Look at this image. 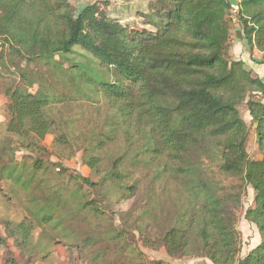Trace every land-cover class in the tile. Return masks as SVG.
Here are the masks:
<instances>
[{"label": "trees", "instance_id": "obj_1", "mask_svg": "<svg viewBox=\"0 0 264 264\" xmlns=\"http://www.w3.org/2000/svg\"><path fill=\"white\" fill-rule=\"evenodd\" d=\"M142 2L133 13L140 21L131 23L110 14L107 0L79 11L69 0H0V41L26 64H52L74 94L84 85L103 97L111 115L82 155L83 163L100 175L98 186L134 192L136 184L124 183L126 167L141 163L154 171L152 182L163 177L179 181L184 204L169 215L168 228L153 239L144 237L146 246L163 247L169 256L205 257L212 264H264V80L245 61L230 56L234 6L230 0ZM236 9L243 42L261 52L264 64V0H237ZM34 72L23 77L26 87H6L9 118L3 125L26 139V148L45 151L40 144L51 132L57 133L56 142H70L68 123L50 114L49 98L61 101L63 94L53 90L50 95L52 84ZM243 104L254 126L258 159L246 149L249 127L239 111ZM115 141L124 149L109 155L110 168L100 170L102 156L95 151ZM204 157L238 182L229 189L218 187L206 175ZM39 164L36 160L33 166ZM0 172L16 182L21 177L4 166ZM248 185L253 206L246 218L257 227L260 242L239 256L236 220ZM155 202L149 201L154 221ZM89 210L99 213L96 206ZM51 214L41 220H50ZM17 227L28 235L25 223Z\"/></svg>", "mask_w": 264, "mask_h": 264}, {"label": "rangeland", "instance_id": "obj_2", "mask_svg": "<svg viewBox=\"0 0 264 264\" xmlns=\"http://www.w3.org/2000/svg\"><path fill=\"white\" fill-rule=\"evenodd\" d=\"M69 1L79 11L88 3L104 0ZM230 1L235 19L230 29V56L245 61L253 75L259 76L252 67L261 63V56L243 42L242 26L235 11L237 0ZM107 2L105 9L120 20L140 21L133 13L136 6L142 5V0ZM116 10L121 12L114 13ZM0 55V167L21 174L16 182L13 177H6V172H0V264H153L158 260L161 264H212L205 257L169 256L165 248H151L144 242L145 236L153 239L168 228L169 215L175 213L176 206L184 204L185 194L180 191L179 181L163 177L152 182L154 171L141 163L140 166L126 167L129 176L124 183L136 184L134 192L119 185H113V188L106 184L97 185L100 175L83 163L82 155L84 149L96 141L111 115L101 95L91 93L84 85L79 93L74 94L71 86L64 85L66 78L62 79L52 64H26L10 53L8 45L1 41ZM34 71L41 74L39 80L52 84L53 88L47 89L50 95L53 90L57 95L63 94L61 101L49 98L50 114L54 112L60 121L68 123L65 131L70 142L66 145L56 142L57 133L51 132L40 144L45 151L34 146L26 148L27 140L7 132L3 125L9 118L4 95L6 87H26L23 77H33ZM38 82L30 88L32 92L37 90ZM239 111L249 127L247 152L252 159H258L261 154L245 104L239 107ZM121 143L109 142L99 152L95 151L102 156L100 170L110 168L108 156L121 153L124 149ZM36 160L40 162L38 169L33 166ZM202 165L206 175L218 187L229 189L238 182L236 178L223 175L217 163L208 158H202ZM79 176L87 177L90 183L82 182ZM154 199L158 207L156 221L149 207V201ZM197 201L201 202V199ZM81 204L85 208L82 209ZM94 206L99 208V213L89 210ZM251 206L253 190L248 185L236 220L240 232L239 256L260 242L257 227L246 218L247 208ZM48 213H52L50 220H41ZM21 222L29 227L27 236H23L22 229L17 227ZM85 238L89 243L83 242Z\"/></svg>", "mask_w": 264, "mask_h": 264}, {"label": "crops", "instance_id": "obj_3", "mask_svg": "<svg viewBox=\"0 0 264 264\" xmlns=\"http://www.w3.org/2000/svg\"><path fill=\"white\" fill-rule=\"evenodd\" d=\"M255 51H258V50H256V49H254ZM258 53H259V55L261 56V52H259L258 51ZM255 67V68H254ZM254 67H252V69L259 75V77H261L263 80H264V64L263 63H259L258 65H257V67L256 66H254ZM5 121V120H4ZM256 246V245H255ZM254 246V247H255ZM245 255V254H244ZM210 264V263H209Z\"/></svg>", "mask_w": 264, "mask_h": 264}, {"label": "built area", "instance_id": "obj_4", "mask_svg": "<svg viewBox=\"0 0 264 264\" xmlns=\"http://www.w3.org/2000/svg\"><path fill=\"white\" fill-rule=\"evenodd\" d=\"M237 9H236V7H235V11H236Z\"/></svg>", "mask_w": 264, "mask_h": 264}]
</instances>
